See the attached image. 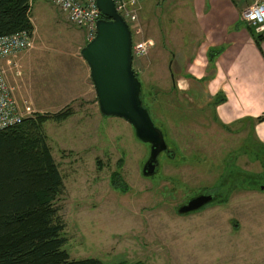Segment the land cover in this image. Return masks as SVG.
<instances>
[{
    "label": "rangeland",
    "instance_id": "374dc122",
    "mask_svg": "<svg viewBox=\"0 0 264 264\" xmlns=\"http://www.w3.org/2000/svg\"><path fill=\"white\" fill-rule=\"evenodd\" d=\"M203 3L140 0L131 30L132 44L153 43L145 57L132 60V69L144 105L173 152L171 158L159 156L152 177L141 172L149 145L135 138L125 120L99 112L80 55L89 42L85 31L50 2L31 3L30 47L17 54L24 66L14 68L16 78L26 82L23 93L29 99L21 95L26 103L18 107L23 119L68 114L64 120H47L43 131L62 177L56 206L70 259L264 264V149L247 122L222 126L206 95L182 91L173 77V54L183 50L185 60L195 42L189 10L199 11ZM239 25L246 28L244 22ZM114 175L119 189L112 186ZM199 194H217L221 201L177 214L180 205Z\"/></svg>",
    "mask_w": 264,
    "mask_h": 264
},
{
    "label": "trees",
    "instance_id": "16d2710c",
    "mask_svg": "<svg viewBox=\"0 0 264 264\" xmlns=\"http://www.w3.org/2000/svg\"><path fill=\"white\" fill-rule=\"evenodd\" d=\"M30 13V0H0V36L22 31L31 36L34 27ZM245 26L257 45L264 41V32L256 33L253 27ZM67 117V113L35 115L0 130V264H116L95 258L73 260L64 249L65 226L56 206L62 177L47 144L43 123ZM263 121L264 115L253 120ZM259 147L264 149L262 144ZM112 186L121 188L116 175Z\"/></svg>",
    "mask_w": 264,
    "mask_h": 264
},
{
    "label": "crops",
    "instance_id": "0c3cea01",
    "mask_svg": "<svg viewBox=\"0 0 264 264\" xmlns=\"http://www.w3.org/2000/svg\"><path fill=\"white\" fill-rule=\"evenodd\" d=\"M254 1L204 0L199 11L192 12L191 8L195 42L185 60L183 50L173 54L172 70L179 89L194 97L206 95L215 108V120L222 126L247 122L255 140L264 145V121L253 122L264 115V41L257 45L246 28L239 25L241 11ZM10 60L14 66L2 62V67L14 99L22 105L29 94L23 93L26 82L16 78L14 68L15 64L23 67L25 62L17 55ZM21 95L26 96V101L20 100ZM216 100L221 101L215 104Z\"/></svg>",
    "mask_w": 264,
    "mask_h": 264
},
{
    "label": "water",
    "instance_id": "95a60500",
    "mask_svg": "<svg viewBox=\"0 0 264 264\" xmlns=\"http://www.w3.org/2000/svg\"><path fill=\"white\" fill-rule=\"evenodd\" d=\"M102 18L96 34L80 51L89 68L99 112L118 117L131 125L135 138L149 145V155L142 167L144 177H152L159 168V156L169 158L162 132L155 126L141 99V82L132 69V38L127 24L116 13L112 0H96ZM264 189V185L260 190ZM217 194H199L180 205L178 215L196 212L218 200Z\"/></svg>",
    "mask_w": 264,
    "mask_h": 264
},
{
    "label": "built area",
    "instance_id": "2783aa9c",
    "mask_svg": "<svg viewBox=\"0 0 264 264\" xmlns=\"http://www.w3.org/2000/svg\"><path fill=\"white\" fill-rule=\"evenodd\" d=\"M34 0H30L32 3ZM54 5L68 20L69 23L85 31L88 40L96 34V23L102 18L97 8L96 0H45ZM116 13L127 24L130 32L138 22L140 0H112ZM240 20L254 28L256 33L264 32V2L254 1L245 7L240 14ZM141 31L137 30L139 35ZM132 38V33H131ZM31 36L25 32L0 36V130L16 126L21 123L22 116L18 104L14 99L12 88L8 85L2 62L10 66L14 63L11 57L30 47ZM151 40L132 44L131 55L133 59H141L152 49ZM15 75H19L15 71Z\"/></svg>",
    "mask_w": 264,
    "mask_h": 264
},
{
    "label": "flooded vegetation",
    "instance_id": "af4514ba",
    "mask_svg": "<svg viewBox=\"0 0 264 264\" xmlns=\"http://www.w3.org/2000/svg\"><path fill=\"white\" fill-rule=\"evenodd\" d=\"M218 200H219V199H218ZM216 201H217V200H216ZM216 201H215V202H216Z\"/></svg>",
    "mask_w": 264,
    "mask_h": 264
}]
</instances>
